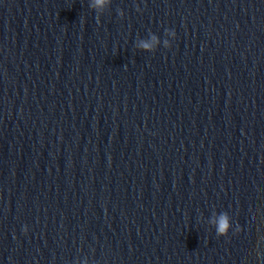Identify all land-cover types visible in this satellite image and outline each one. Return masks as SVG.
I'll return each mask as SVG.
<instances>
[{
	"label": "clouds",
	"instance_id": "clouds-1",
	"mask_svg": "<svg viewBox=\"0 0 264 264\" xmlns=\"http://www.w3.org/2000/svg\"><path fill=\"white\" fill-rule=\"evenodd\" d=\"M105 3H106V0H90L89 7L95 11L99 8H102ZM137 11H140L139 7H137ZM165 34L173 37V39L176 37L175 30L166 29ZM159 42H160L159 37H157L155 34H150L147 40H140L137 47L147 52H155L156 50L155 46ZM164 46L165 48L171 47V44L168 43L167 39L164 40ZM210 222L215 224V230H216L217 236H227L228 235L230 224H229V218L227 214H221L217 220L210 221ZM23 231L26 233L27 227H24Z\"/></svg>",
	"mask_w": 264,
	"mask_h": 264
}]
</instances>
